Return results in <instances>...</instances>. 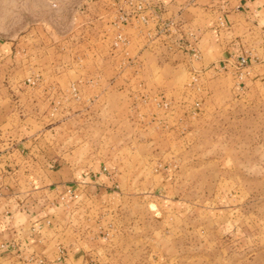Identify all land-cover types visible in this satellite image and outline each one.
I'll return each mask as SVG.
<instances>
[{
    "label": "rangeland",
    "instance_id": "rangeland-1",
    "mask_svg": "<svg viewBox=\"0 0 264 264\" xmlns=\"http://www.w3.org/2000/svg\"><path fill=\"white\" fill-rule=\"evenodd\" d=\"M91 1L0 0L15 69L0 152L27 133L48 168L81 172L38 225L47 258L16 264H264V13L248 20L240 66L207 38L166 43L153 0L147 22L133 0H111L106 18ZM185 52L190 64L159 61ZM15 161L0 158V185L23 183Z\"/></svg>",
    "mask_w": 264,
    "mask_h": 264
},
{
    "label": "crops",
    "instance_id": "crops-1",
    "mask_svg": "<svg viewBox=\"0 0 264 264\" xmlns=\"http://www.w3.org/2000/svg\"><path fill=\"white\" fill-rule=\"evenodd\" d=\"M111 2V0H95L88 2L86 8L92 10L93 17H96L95 7L103 5L101 7L103 14H97L106 18L110 14ZM257 13H264V0H153L152 21H150L155 28L161 25L160 20L174 21L175 26L171 27L166 35L172 38L167 37L166 43L175 45L179 38H183L185 42L192 41L194 37L200 42L207 38L209 43L218 49L221 56L219 60L231 62V59L236 61L237 57L242 55V34L247 29L248 20ZM153 27L151 29L154 31ZM12 44L13 42H0V125H5L13 115L15 116L13 112L15 109L11 107L7 109L4 105L13 91H10L9 85L1 86V82L6 77L8 81L12 79L15 71L14 67L5 65L13 57ZM136 58V61L142 59L140 56ZM191 60L189 52L159 58L160 62L165 61L169 65L176 66L182 63L190 64ZM255 68L257 67L253 68V72L256 71ZM9 142L11 145H16L17 150L0 152V158L7 153L10 156L17 154L25 160L22 165L17 164L16 161L10 163L13 164V171L8 172L22 174L24 184L19 181L14 182L13 175H10L13 182L0 185V254H6L5 258L8 262L16 264L18 263L16 260L25 253L27 255L42 253L41 255L47 258L48 244L43 242L45 234L38 225L46 220L55 219L54 203L64 194L67 185L73 186L72 182H75V185L81 186L79 182L81 172L72 171L64 164H60L56 169L48 168L51 166L48 163V155L41 149L34 151V147L39 146L37 143L40 140L36 137L32 138L27 133L19 137L11 136ZM28 144L32 147L27 151ZM89 178L91 179L90 175L81 177L86 181H89ZM23 185L26 191L22 189Z\"/></svg>",
    "mask_w": 264,
    "mask_h": 264
},
{
    "label": "built area",
    "instance_id": "built-area-1",
    "mask_svg": "<svg viewBox=\"0 0 264 264\" xmlns=\"http://www.w3.org/2000/svg\"><path fill=\"white\" fill-rule=\"evenodd\" d=\"M133 1H135L136 5H137V9H138V11H139V13L141 15V20H143L144 22H147V17L143 13L146 10L150 9V3L152 2V0H133ZM120 19H121V21H127L128 16L121 14L120 15ZM163 24H164V26H166L168 28H171V27L175 26L174 21H171V20L170 21H166ZM160 26H159V28H160ZM0 42H1V40H0ZM236 61H237V63L240 66H246L247 63H248V59L245 56L237 57ZM67 195L70 196V197L76 196L74 194L73 189L71 187L67 189V192H66V194L64 196H67Z\"/></svg>",
    "mask_w": 264,
    "mask_h": 264
}]
</instances>
